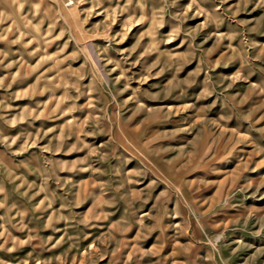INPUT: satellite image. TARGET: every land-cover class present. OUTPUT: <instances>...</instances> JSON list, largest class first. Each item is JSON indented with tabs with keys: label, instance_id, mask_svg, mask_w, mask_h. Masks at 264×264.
<instances>
[{
	"label": "rangeland",
	"instance_id": "rangeland-1",
	"mask_svg": "<svg viewBox=\"0 0 264 264\" xmlns=\"http://www.w3.org/2000/svg\"><path fill=\"white\" fill-rule=\"evenodd\" d=\"M0 264H264V0H0Z\"/></svg>",
	"mask_w": 264,
	"mask_h": 264
}]
</instances>
